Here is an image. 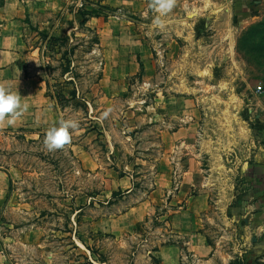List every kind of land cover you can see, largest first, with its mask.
Masks as SVG:
<instances>
[{
    "label": "rangeland",
    "instance_id": "obj_1",
    "mask_svg": "<svg viewBox=\"0 0 264 264\" xmlns=\"http://www.w3.org/2000/svg\"><path fill=\"white\" fill-rule=\"evenodd\" d=\"M148 3L0 0L51 126L80 124L54 151L0 127V264H264V0H176L160 31ZM31 26L75 34L73 73Z\"/></svg>",
    "mask_w": 264,
    "mask_h": 264
},
{
    "label": "crops",
    "instance_id": "obj_2",
    "mask_svg": "<svg viewBox=\"0 0 264 264\" xmlns=\"http://www.w3.org/2000/svg\"><path fill=\"white\" fill-rule=\"evenodd\" d=\"M17 2L19 3V0ZM8 12H16V9L10 8ZM0 27H2L0 30V85L10 86L21 96L22 103L28 105V110L14 125H0V127L5 129H23L33 126L48 128L54 123L52 103L45 94L42 82L37 83L35 78L25 73L22 63L25 44L20 33L21 22L8 20L2 22ZM131 190V188L126 189L125 193L128 194ZM141 204L143 205V202Z\"/></svg>",
    "mask_w": 264,
    "mask_h": 264
},
{
    "label": "clouds",
    "instance_id": "obj_3",
    "mask_svg": "<svg viewBox=\"0 0 264 264\" xmlns=\"http://www.w3.org/2000/svg\"><path fill=\"white\" fill-rule=\"evenodd\" d=\"M176 7V0H149L148 9L154 14L151 21L153 31L165 28L164 18ZM28 110V105L22 103L21 96L10 86L0 85V125L11 126ZM112 108L105 109L102 119H107ZM79 121L75 119H60L57 124L45 132L44 144L49 151L61 149L71 141V131L78 129Z\"/></svg>",
    "mask_w": 264,
    "mask_h": 264
},
{
    "label": "trees",
    "instance_id": "obj_4",
    "mask_svg": "<svg viewBox=\"0 0 264 264\" xmlns=\"http://www.w3.org/2000/svg\"><path fill=\"white\" fill-rule=\"evenodd\" d=\"M103 8L108 9L109 7L104 6ZM76 14H78L80 16V18L77 21L78 25L80 26V28H84V29L87 28L86 23H87L89 18L98 16L95 13H93L92 11L86 10L83 5L76 10ZM58 15H60V13ZM27 24H29V22H27ZM31 30L36 31L35 29L32 28V26H31ZM87 30L91 31L89 28ZM36 32L40 38L39 40H40L41 44H43L48 49H50L54 45H58L59 47L65 48V50L63 52L64 57L63 56L61 57L62 60L64 61V63H60V66H59V69L61 70L60 73L62 76H64L67 73H73L74 69H73V67L70 66V61L68 59V56L70 53H73L74 50L81 45L80 43H76L73 46L69 45V41L71 39V36L75 37V34H71V36L65 34V35L59 37V36H55L52 34H48L47 32H44V31H40V32L36 31ZM89 43H90V47H94L95 45L99 44L98 35L94 34L91 37ZM24 70H25L26 75L29 76L25 65H24ZM45 70L51 73V71L54 70V67H52L51 64H48L47 66H45ZM68 78H70V77H68ZM72 79H74V78H71V80L70 79L65 80L64 83L65 84H71ZM40 82H41V80H40ZM44 84H45L46 90H49L50 84H49L48 80H45ZM46 90H45V94L48 97ZM115 195H116V192H112L113 198L115 197ZM157 250H158V246H155L153 248V251H157Z\"/></svg>",
    "mask_w": 264,
    "mask_h": 264
},
{
    "label": "built area",
    "instance_id": "obj_5",
    "mask_svg": "<svg viewBox=\"0 0 264 264\" xmlns=\"http://www.w3.org/2000/svg\"><path fill=\"white\" fill-rule=\"evenodd\" d=\"M260 88H261V87H259L258 90H261Z\"/></svg>",
    "mask_w": 264,
    "mask_h": 264
}]
</instances>
